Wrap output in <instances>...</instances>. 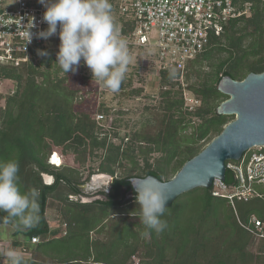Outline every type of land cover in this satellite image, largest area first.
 Wrapping results in <instances>:
<instances>
[{"label": "trees", "instance_id": "16d2710c", "mask_svg": "<svg viewBox=\"0 0 264 264\" xmlns=\"http://www.w3.org/2000/svg\"><path fill=\"white\" fill-rule=\"evenodd\" d=\"M120 21V18H115L117 26ZM122 24V32L129 33L130 24ZM42 50H46L48 55L41 56L36 63L38 52L33 53L28 63L18 67L0 66V77L7 78L13 84L12 93H0V100L4 101L0 107V159L18 160V186L21 192L37 188L40 193L39 222L27 230L15 228L13 237L7 243H1L0 247L16 248L22 252L27 264H125L136 251L141 254L137 264H201L204 255H208V260L212 257L213 264H225L221 258L224 251L220 248L224 240L214 248L213 240L218 234L216 230H227L228 234L234 233L237 238L243 239L239 240L242 245L248 236L252 237L259 243V251L264 252V237L252 235L238 223V219L247 223L254 215L261 220L264 229V184L256 186L261 196L246 202H236L235 209L226 199L212 196L209 188L203 187L193 190L195 195L191 204L194 203L195 209H184L179 198L191 191L182 194L161 217L167 222L162 233L147 228L139 221L136 215L140 208L135 197L124 200L131 190L130 177L151 174L164 180L165 171L159 165L153 168L146 164L142 175L113 177L106 200L91 204L71 200L70 194L78 191L73 184L76 168H64L62 151L75 153L74 162L80 166L89 155L95 154L96 149L104 148L105 138L95 134L96 121L89 113L73 109L74 92L64 84L65 77L53 76L48 70L51 63L56 61L54 52ZM212 51L225 52L226 56L219 61L212 80L205 79L189 88L196 95L195 98L200 100L191 110L187 107L182 109L185 102L178 80L180 72H158L161 86H169L160 92L165 111L159 120L158 131L154 136H147L152 142H147L152 144L148 151H160V160L166 164L172 162V176L229 122V115L216 112V106L227 98L217 90L220 78L228 75L241 80L249 72L264 71V1L252 0L248 15L242 14L225 22L222 33L210 37L205 49L190 60L186 68ZM41 65L46 68L41 70ZM59 70L60 67H55L53 73ZM36 76H43V80L37 82ZM131 81V77L126 76L120 89L130 85ZM97 107L105 115L109 112L103 103ZM186 115L195 117L198 122L192 126V144L180 147L175 135L185 121L190 122L185 119ZM201 140V144L195 145ZM141 145L144 144H139V150ZM111 146L112 143L109 144ZM115 149L117 151L119 146H115ZM50 156L52 163L48 162ZM117 160L119 158L113 155L105 158V162L109 163ZM113 172L112 168L102 165L99 173L113 176ZM43 174L54 177V181L44 182ZM232 181V173L226 170L225 182ZM49 199L63 203L57 207V217L60 223H65V228L50 227L46 217ZM108 210L119 216L110 217ZM5 215L6 212L0 211V217ZM191 216V221H186ZM105 227V238L90 237V231L95 228L96 231H102ZM32 236H38L39 240L32 242ZM92 253L94 259L89 262L87 259Z\"/></svg>", "mask_w": 264, "mask_h": 264}, {"label": "rangeland", "instance_id": "374dc122", "mask_svg": "<svg viewBox=\"0 0 264 264\" xmlns=\"http://www.w3.org/2000/svg\"><path fill=\"white\" fill-rule=\"evenodd\" d=\"M245 14L248 15L249 10ZM114 17L116 18L117 16L114 15ZM129 51L132 55V61L128 66L127 75L131 77L132 81L130 85H125L123 89H119L117 92L110 91L105 88L101 82L96 81L92 77V73L88 67L77 68L75 72L69 71L68 73H64L62 70H59L53 73L55 67H59L55 62L56 64L51 63V66L48 68L53 76L54 74H56L57 77L64 76V84L69 89L73 90V109L86 111L92 116L93 110L97 109V106L103 103L109 110L104 119L100 121L102 126L94 122L95 134L99 138H105L104 148L99 150L96 149L94 152L95 154L89 155L80 166L74 162L75 153L67 152L68 150L62 151L64 168H66V166L76 168L75 171L77 173H74V183H83L88 180L90 175L99 173L102 165L113 169L114 172L111 178L127 175H142L144 174V166H146V164H150L153 168L156 167V165L161 166L165 171V175H163L164 180L166 177L172 176V162L166 164L164 160H160V156L162 155L160 151H148V147L152 144L150 145L147 143L151 141L147 136H154L155 132L158 131L160 127L159 120L165 111L161 104L162 97L160 92L162 89L168 87L169 84H167L166 87L161 86L158 77L159 71H157L153 62L154 55L151 51L133 46H129ZM225 56V52L212 51L208 55L200 58L194 65L187 67L186 70L184 69L183 74L179 76L178 79L182 86V96L185 102L182 107L183 110L185 107L191 110L200 103V100L195 98L196 95L191 92L189 88L194 85L196 86L197 83L205 79L212 80L219 61ZM40 57L41 55L37 53L34 63H36ZM54 59H56V57H54ZM45 68V66L41 65V70ZM35 80L40 82L43 80V76H36ZM9 85L10 87L13 86L12 83L5 82V87ZM173 88L176 89L174 85ZM223 98L224 97L220 99ZM3 105L4 101L0 100V107ZM232 118H234V116L229 115V121ZM185 119H189L190 122L188 121L187 123L185 121V124L177 129L175 135L176 142L180 147L186 144H192V126L198 122L195 117L189 118V115H186ZM202 142L203 140L198 141L195 145L201 144ZM110 143L113 144L111 148L109 147ZM139 144H144L141 145L142 147L140 150L138 147ZM115 146H119L117 151ZM107 155H113L119 158V160L111 163L105 162ZM66 172H68L67 169ZM45 179L49 181V176L46 175ZM194 189L182 193L184 195L191 191L179 198L181 199L180 201L184 209H190L191 207L195 209L194 203L191 204L195 195ZM54 200L55 199H49L48 201L49 203L46 208L47 220L50 227L53 229L57 228V226L65 228V223H60L57 217V207H60L63 203L59 200ZM109 213V216L112 218H117L119 216L118 213H114L113 211H109ZM130 218L134 219L136 217ZM191 219L192 216L186 221L190 222ZM15 228L14 224H0V244L7 243L13 237L12 233ZM106 229L107 227L102 231H96L95 228V230L89 232L90 237L92 239L105 238ZM216 233L218 234H216L217 237L213 240V248L218 247L217 244L224 240L222 242L223 244H220V248L224 251L221 258L224 260L225 264H264V252L259 251L260 249L257 248L259 244L257 240L248 236L247 240L245 238V244L242 245L240 241L244 240L237 238L234 233L228 234L227 230H216ZM237 244H241V246ZM235 245H237L236 248ZM140 258L141 254L136 251L125 264H137ZM208 258V255H204L201 264H213L212 257L209 260ZM93 259L94 254L92 253L87 261L92 262Z\"/></svg>", "mask_w": 264, "mask_h": 264}, {"label": "built area", "instance_id": "2783aa9c", "mask_svg": "<svg viewBox=\"0 0 264 264\" xmlns=\"http://www.w3.org/2000/svg\"><path fill=\"white\" fill-rule=\"evenodd\" d=\"M251 1L110 0L113 14L131 26L129 33L122 32L121 21L117 26L128 47L151 51L157 71L174 70L180 76L186 64L205 49L210 37L220 35L228 20L245 14ZM44 11L45 6L39 0H0V66L18 67L28 63L33 53L41 49L52 50L56 57L59 35L47 40L35 35L48 27L43 20ZM31 22L34 23L30 30L33 38L26 43L24 33ZM81 67H87L83 60L77 66ZM5 82L11 84L7 78L0 77V93L6 95L13 92V86L5 87ZM93 111L92 118L102 126L100 121L105 114L98 108ZM48 162L51 163L50 158ZM225 167L232 173L233 181L213 179L209 187L212 196L226 199L234 209L236 202L261 196L256 186L264 184V145L251 147L238 160L226 161ZM238 223L252 235L264 237L262 222L256 216L252 215L247 223L238 219ZM38 240V236L31 238L32 242ZM0 264L9 262L7 258H0Z\"/></svg>", "mask_w": 264, "mask_h": 264}, {"label": "clouds", "instance_id": "9594fccd", "mask_svg": "<svg viewBox=\"0 0 264 264\" xmlns=\"http://www.w3.org/2000/svg\"><path fill=\"white\" fill-rule=\"evenodd\" d=\"M45 6L43 20L46 30L38 31L37 38L49 39L58 34L59 50L56 63L64 73L75 72L83 60L92 77L112 92H117L132 61L128 41L123 38L115 23L110 0H39ZM59 24V32L57 28ZM34 23L24 33L26 43L31 42L30 31ZM47 56L46 50H38ZM50 158V157H49ZM19 162L17 159H0V211L7 215L0 222L14 224L17 229L27 230L39 222V190L31 188L21 192L18 186ZM139 205V221L147 228L162 233L167 222L161 219L167 207L169 196L161 185L146 179L142 183H132ZM0 258H7L9 264H27L19 250L14 247H0Z\"/></svg>", "mask_w": 264, "mask_h": 264}, {"label": "water", "instance_id": "95a60500", "mask_svg": "<svg viewBox=\"0 0 264 264\" xmlns=\"http://www.w3.org/2000/svg\"><path fill=\"white\" fill-rule=\"evenodd\" d=\"M217 90L227 98L216 106V112L234 118L168 180L151 174L130 177L131 190L124 200L136 197L132 183H142L150 178L158 182L169 196L166 203V207H169L184 192L197 187L209 188L215 178L225 180L226 161L238 160L251 147L264 145V71L249 72L241 80L224 75L217 83ZM104 176L103 182L112 179L107 174Z\"/></svg>", "mask_w": 264, "mask_h": 264}, {"label": "flooded vegetation", "instance_id": "af4514ba", "mask_svg": "<svg viewBox=\"0 0 264 264\" xmlns=\"http://www.w3.org/2000/svg\"><path fill=\"white\" fill-rule=\"evenodd\" d=\"M99 174L100 173L97 174L94 173L90 175L88 180L84 181L83 183L77 184L73 182L74 186L77 187L78 191L72 192L70 194V199L73 200L74 202H78L81 204H91L98 200H106L107 196L110 193L112 180L110 183L103 181L95 182L94 177H96V175ZM53 181H54V177H52V180L50 182ZM99 196L101 199L97 198Z\"/></svg>", "mask_w": 264, "mask_h": 264}, {"label": "bare ground", "instance_id": "6f19581e", "mask_svg": "<svg viewBox=\"0 0 264 264\" xmlns=\"http://www.w3.org/2000/svg\"><path fill=\"white\" fill-rule=\"evenodd\" d=\"M56 154V153H55ZM53 155V154H52ZM51 158V157H50ZM59 158V157H58ZM59 160H60V158H59ZM50 162H51V160H50ZM59 162H61V161H59ZM52 163V162H51ZM105 175V174H104ZM104 175H102V173H101V175H96V177H94L95 179V182H101V181H104L105 180V176ZM46 176V175H45ZM51 178L49 177V180H50Z\"/></svg>", "mask_w": 264, "mask_h": 264}, {"label": "crops", "instance_id": "0c3cea01", "mask_svg": "<svg viewBox=\"0 0 264 264\" xmlns=\"http://www.w3.org/2000/svg\"><path fill=\"white\" fill-rule=\"evenodd\" d=\"M45 175H47V174H43V180H44V182L49 183L51 180L47 181V180L45 179ZM47 176H49L50 178L52 177V176H50V175H47Z\"/></svg>", "mask_w": 264, "mask_h": 264}]
</instances>
